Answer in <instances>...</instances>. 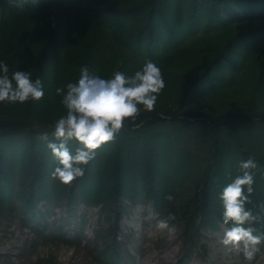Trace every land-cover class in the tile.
<instances>
[{
  "label": "trees",
  "instance_id": "trees-1",
  "mask_svg": "<svg viewBox=\"0 0 264 264\" xmlns=\"http://www.w3.org/2000/svg\"><path fill=\"white\" fill-rule=\"evenodd\" d=\"M0 59L45 89L38 100L0 102V207L16 197L35 220L41 201L81 198L112 209L116 225L124 200H151L188 231L217 229L219 193L253 156L248 207L264 232V0H0ZM146 59L166 82L156 106L126 118L82 177L52 180L56 160L41 136L55 139L47 127L67 111L56 88L84 65L110 77Z\"/></svg>",
  "mask_w": 264,
  "mask_h": 264
},
{
  "label": "rangeland",
  "instance_id": "rangeland-1",
  "mask_svg": "<svg viewBox=\"0 0 264 264\" xmlns=\"http://www.w3.org/2000/svg\"><path fill=\"white\" fill-rule=\"evenodd\" d=\"M14 186L17 190L18 180ZM110 210L104 214L81 198L45 200L32 220L14 197L0 207V264H108L103 261L107 247L118 254L116 264H264V242L252 248L251 258L242 245L228 250L223 222L217 229L188 231L181 216L157 209L151 200H124L115 225ZM164 218L175 224V232L157 228Z\"/></svg>",
  "mask_w": 264,
  "mask_h": 264
},
{
  "label": "clouds",
  "instance_id": "clouds-1",
  "mask_svg": "<svg viewBox=\"0 0 264 264\" xmlns=\"http://www.w3.org/2000/svg\"><path fill=\"white\" fill-rule=\"evenodd\" d=\"M165 84L161 67L152 59H146L132 74L117 70L110 77L90 71L87 65L82 66L77 81L56 88V92L62 94L67 111L55 121L52 133L55 139L49 140L47 132L41 136L48 141L56 160L52 175L65 184L82 177L84 166L95 158L96 149L115 139L126 118L134 120L141 112V105L152 110ZM44 94L43 81L39 77L33 78L30 70L10 72L8 63L0 59V102L23 103L38 100ZM258 166L253 156L239 161L240 174L219 193L223 223L229 225L222 243L228 250L242 245L249 258L253 255L252 248L264 242V232L257 233L254 223L258 217L248 207L255 191ZM166 198L171 200L173 196L167 194ZM156 226L169 233L176 230L175 224L166 218L159 219Z\"/></svg>",
  "mask_w": 264,
  "mask_h": 264
}]
</instances>
